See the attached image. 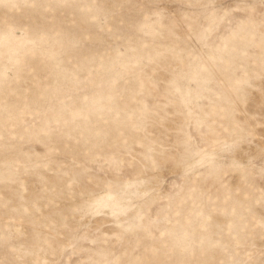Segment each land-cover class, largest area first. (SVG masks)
Listing matches in <instances>:
<instances>
[{
    "label": "rangeland",
    "instance_id": "obj_1",
    "mask_svg": "<svg viewBox=\"0 0 264 264\" xmlns=\"http://www.w3.org/2000/svg\"><path fill=\"white\" fill-rule=\"evenodd\" d=\"M0 264H264V0H0Z\"/></svg>",
    "mask_w": 264,
    "mask_h": 264
}]
</instances>
